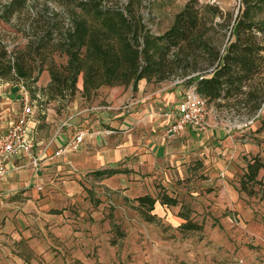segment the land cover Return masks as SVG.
Masks as SVG:
<instances>
[{"label":"rangeland","instance_id":"1","mask_svg":"<svg viewBox=\"0 0 264 264\" xmlns=\"http://www.w3.org/2000/svg\"><path fill=\"white\" fill-rule=\"evenodd\" d=\"M3 1L6 0H0V4ZM43 1L26 0L25 10L14 14L5 23L0 21V59L3 53H22L27 42L40 36L51 16L50 11L57 15L55 18L62 29L69 26V15L64 9L46 0L48 11L44 12L41 9ZM127 1L129 0H111V3L124 6ZM188 1L139 0L138 11L149 32L160 35L169 28L173 16ZM194 1L201 8L208 25H220H216L213 31L204 27V39L213 38L223 44L228 37L224 27L227 20L237 14L239 0ZM213 9L217 10L216 16H211ZM260 17L264 21V14ZM45 54L49 56L48 52ZM34 66L37 67L38 64L35 63ZM179 73L178 70L160 82L142 80L153 87L183 88V80L188 77L182 79ZM32 79L34 80L31 82ZM48 82V73L44 68L41 72H33L30 79L14 81L12 84L22 86L29 99L34 100L33 104L37 109L39 105L49 109L57 120L67 113L69 102L76 97L77 87L81 85L80 77L70 101L67 97L62 100L49 99L45 92ZM35 92L40 100L34 98ZM243 99L240 96L225 102L217 100L207 103L208 125H225L229 134L236 129L241 131L244 126L256 127L258 120L264 115V103L251 114L249 104L244 103ZM245 133L243 131L240 135ZM262 160L264 162V157ZM182 165L186 168L190 163L184 160ZM120 166L121 164H116V167ZM192 168L196 171L194 175L187 174L188 178H182V175L178 181L174 174L135 181L132 177L126 183L123 178L117 181L114 178L112 187L107 189L100 185L89 186L90 181H83L90 191L83 198L82 206L66 204V216L61 223L58 221L54 225L58 228L49 225L48 230H45L52 237L48 254L51 258L25 257V260L36 264H44V261L47 264H264L262 178L259 186L248 184L254 191L251 196L241 194L245 202L242 205L243 212H240L236 208L238 201H230L226 194L218 195L220 177L202 176L205 165L197 157ZM200 171L202 174L198 175ZM240 176L231 182H225L228 185L227 191L239 189ZM143 194L153 196L158 202L160 196H166L173 199L175 205L153 216L151 222H146L135 210V198ZM53 212L56 216L61 214L57 210ZM182 214L186 215L187 223L198 227L197 230L180 228L186 223L180 219ZM56 233H62V238L53 240Z\"/></svg>","mask_w":264,"mask_h":264},{"label":"crops","instance_id":"2","mask_svg":"<svg viewBox=\"0 0 264 264\" xmlns=\"http://www.w3.org/2000/svg\"><path fill=\"white\" fill-rule=\"evenodd\" d=\"M21 87L0 81V135L17 117ZM80 91L81 85L69 102L67 113L57 120L49 109L40 105L37 109L34 100L29 99L32 115L27 136L34 143V153L44 150L45 159L36 169L25 166L24 159L12 158L6 163L8 173L0 178V264H36L25 257L50 259L52 237L45 230L49 225L58 228L54 225L66 216V204L82 206L90 191L83 184L85 180L91 182L89 186L106 189L112 187L114 178H123L126 183L132 177L135 181L174 174L178 181L182 175L188 178L187 174H195L192 167L197 157L205 165L202 176L220 177L218 195L226 194L230 201H238L236 208L243 212L242 193L239 189L227 191L225 182L242 175L250 156L264 157V134L255 133L257 126H244L229 134L226 126L220 124L204 133L185 130L165 139V121L160 115L178 103L183 88L153 87L140 80L134 91L130 86L101 87L88 99L81 97ZM33 96L40 100L37 92ZM243 131L245 135H240ZM78 132L83 133V139L75 151L52 156ZM184 160L190 163L189 167H183ZM106 168L121 172L107 178L92 175ZM258 177L264 183L263 171ZM144 195L147 194L141 196ZM167 207L172 206L155 199L150 215L163 213ZM55 210L61 214L56 216ZM60 238L62 233L53 236V240Z\"/></svg>","mask_w":264,"mask_h":264},{"label":"trees","instance_id":"3","mask_svg":"<svg viewBox=\"0 0 264 264\" xmlns=\"http://www.w3.org/2000/svg\"><path fill=\"white\" fill-rule=\"evenodd\" d=\"M25 1H3L0 21L5 23L25 10ZM45 1L41 9L47 12ZM47 1L68 13L69 26L62 29L55 18L57 15L50 11L41 35L27 42L22 53H3L0 81L13 83L30 79L33 72L45 68L49 77L47 97L51 100L67 97L70 101L76 92L78 77L80 96L88 99L101 87L130 86L134 91L139 80L160 82L179 70L180 78L188 77L183 80V88L191 86L206 104L241 96L253 114L264 103V21L260 19L264 14V0H239L237 14L224 27L228 37L223 44L213 38L204 39V27L213 31L220 25H208L194 0L184 4L160 35L151 34L143 24L139 0H129L124 6H117L111 0ZM213 10L211 16H216L217 10ZM257 123L255 133L264 134V115ZM262 171L263 160L257 155L250 156L239 177V191L251 196L254 191L248 184L259 186L258 175ZM120 172L106 168L92 175L107 178ZM135 202L137 213L144 221L151 222L155 199L144 195ZM159 203L175 205L166 196H160ZM181 217L186 222V215ZM180 228L197 230L198 227L186 222Z\"/></svg>","mask_w":264,"mask_h":264},{"label":"built area","instance_id":"4","mask_svg":"<svg viewBox=\"0 0 264 264\" xmlns=\"http://www.w3.org/2000/svg\"><path fill=\"white\" fill-rule=\"evenodd\" d=\"M19 112L11 125L0 135V178L8 173L6 163L9 159H24L25 166L38 168L45 159L44 150L34 153V143L27 136V125L32 115V105L23 87L18 98ZM165 121V138H173L185 130L193 133H204L212 125H208L206 102L197 96L191 86H188L178 103L160 115ZM83 139V133L78 132L66 142L61 150L52 156H59L64 151H75ZM38 190H40L38 188Z\"/></svg>","mask_w":264,"mask_h":264}]
</instances>
